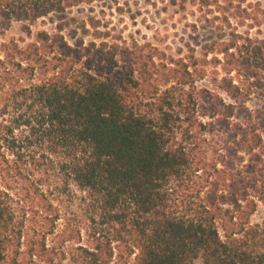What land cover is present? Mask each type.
<instances>
[{"label":"trees","instance_id":"16d2710c","mask_svg":"<svg viewBox=\"0 0 264 264\" xmlns=\"http://www.w3.org/2000/svg\"><path fill=\"white\" fill-rule=\"evenodd\" d=\"M102 1L0 0V27L30 34ZM243 2L228 0L226 21L233 10L261 32L264 4ZM77 24L26 49L2 45L0 92L7 67L34 83L0 110V264H264V220L253 222L264 208V37L233 32L174 58L98 44L103 33L86 44L95 19L71 44ZM16 195H38L39 209ZM46 195H77V211L55 212Z\"/></svg>","mask_w":264,"mask_h":264},{"label":"rangeland","instance_id":"374dc122","mask_svg":"<svg viewBox=\"0 0 264 264\" xmlns=\"http://www.w3.org/2000/svg\"><path fill=\"white\" fill-rule=\"evenodd\" d=\"M246 1L242 4L243 7L249 8V11L258 2L264 4V0ZM227 6H229L228 0H103L90 6H81L64 16L54 15L40 20L31 27L30 34L26 23L15 22L7 31L0 27V59L4 60L3 44L16 42L20 48L26 49L30 44L35 43L41 32L54 35L56 25L68 18H77L79 24L91 19L100 23L98 32L91 27L87 28L90 34L85 38L86 44L96 37L94 35L103 33L107 37L97 40L98 44L151 46L165 53L166 56L174 58H178L181 54H188L190 49L199 51L206 44L228 39L233 32L259 39L264 37V28L259 32L258 29L250 30L247 24L241 26L238 20L234 19L233 10L232 13L227 14L231 20L226 21L223 13ZM79 24L64 33L71 44L75 43L72 40L73 37L79 40L84 38L83 31L78 29ZM249 24L251 22H248ZM8 73H11V82H8L6 89L0 92V110L8 92L11 93L19 87H30L31 83H34L28 78H23L22 74L13 67H7L5 75L7 76ZM76 196L71 198L62 195H46L47 200L44 203L53 204L55 212L58 210L74 213L77 211ZM15 197L27 198L30 210L37 211L40 207L38 195H16ZM21 204L23 206V202ZM263 220L264 208H261L253 217V222L261 223Z\"/></svg>","mask_w":264,"mask_h":264}]
</instances>
